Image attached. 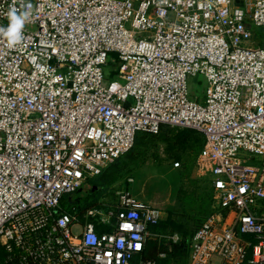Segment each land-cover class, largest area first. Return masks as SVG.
Returning <instances> with one entry per match:
<instances>
[{
    "label": "built area",
    "instance_id": "obj_1",
    "mask_svg": "<svg viewBox=\"0 0 264 264\" xmlns=\"http://www.w3.org/2000/svg\"><path fill=\"white\" fill-rule=\"evenodd\" d=\"M250 2L0 0V29L28 13L16 44L0 34V264H157L141 255L164 213L130 187L82 213L62 201L164 125L205 136L216 209L189 264H264V0Z\"/></svg>",
    "mask_w": 264,
    "mask_h": 264
},
{
    "label": "rangeland",
    "instance_id": "obj_2",
    "mask_svg": "<svg viewBox=\"0 0 264 264\" xmlns=\"http://www.w3.org/2000/svg\"><path fill=\"white\" fill-rule=\"evenodd\" d=\"M236 3L250 10V0H236ZM253 30L256 37L252 45L264 47V29ZM109 63L111 70L116 61L110 58ZM199 79L202 84L192 80L189 85L194 95L205 89L204 80ZM204 140L199 131L170 125H164L153 136L141 134L134 148L104 172L102 181L105 190L111 193L102 198L112 202L117 187H130L139 200L163 211L166 223L160 227L159 238L168 241L173 236L179 240L191 236L216 209L212 177L198 161ZM240 155L244 157L243 153ZM177 162L179 167L175 166ZM129 179L134 183L130 184ZM87 190L88 185L73 195L74 200L83 197ZM168 263L187 264V258L174 252Z\"/></svg>",
    "mask_w": 264,
    "mask_h": 264
},
{
    "label": "trees",
    "instance_id": "obj_3",
    "mask_svg": "<svg viewBox=\"0 0 264 264\" xmlns=\"http://www.w3.org/2000/svg\"><path fill=\"white\" fill-rule=\"evenodd\" d=\"M141 134L152 135V134H147V133H139L137 135V137H136V141L138 140V138H139V136ZM204 138H205V136H204ZM136 141H135V143H136ZM107 168L101 173V175H99L98 177H95V178L91 179L88 182V184H87L88 185V190H87V192L85 193V195L83 197H80V198L74 200V198H73V195L74 194H72L70 196H66L63 199V201H62V207H63V209H65V210H71L73 207L76 206L78 208L79 213H82L83 210L86 207L95 204L102 197L107 196V195H110L109 193H111V190H109V189L108 190H105L107 187L104 186L103 181H102L104 172L107 170ZM120 188H122V187L121 186L120 187H117L116 190L113 192V194L115 195L116 192H117V190H119ZM70 197H71V199H70ZM214 212L210 213V215L208 216V218L211 215H213ZM165 223L166 222L163 219L158 225L152 226L151 227V231L153 233H157V234L161 233L160 227H161L162 224H165ZM194 233L191 236H189V237H187V238H185L183 240H179L178 242H173L171 240H168V241L166 240L165 241V240H163V238H157V239H154L153 240V238H152V239L148 240V242L146 244V247H145V250H144V252H143V254L141 256L145 260L155 259V260H157V264H169L168 262L170 260V257L173 256L174 252H178L180 255H185L186 256V258H187V264H189L190 240H191L192 236L194 235ZM161 253H166V258H164V259L159 258V254H161ZM137 262L138 261L136 260L135 263H137Z\"/></svg>",
    "mask_w": 264,
    "mask_h": 264
},
{
    "label": "clouds",
    "instance_id": "obj_4",
    "mask_svg": "<svg viewBox=\"0 0 264 264\" xmlns=\"http://www.w3.org/2000/svg\"><path fill=\"white\" fill-rule=\"evenodd\" d=\"M7 15L10 21L9 27L7 29H0V34L7 37L9 45L11 46L16 44L21 39V29L27 19L28 13L21 12L17 14V9L13 7Z\"/></svg>",
    "mask_w": 264,
    "mask_h": 264
},
{
    "label": "flooded vegetation",
    "instance_id": "obj_5",
    "mask_svg": "<svg viewBox=\"0 0 264 264\" xmlns=\"http://www.w3.org/2000/svg\"><path fill=\"white\" fill-rule=\"evenodd\" d=\"M80 191H82V190H80ZM80 191H79V192H80Z\"/></svg>",
    "mask_w": 264,
    "mask_h": 264
}]
</instances>
